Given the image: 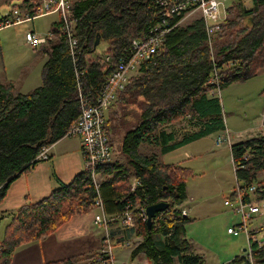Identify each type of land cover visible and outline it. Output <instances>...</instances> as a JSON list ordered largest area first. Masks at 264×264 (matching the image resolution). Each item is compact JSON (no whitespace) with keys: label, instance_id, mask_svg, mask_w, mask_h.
<instances>
[{"label":"trees","instance_id":"trees-1","mask_svg":"<svg viewBox=\"0 0 264 264\" xmlns=\"http://www.w3.org/2000/svg\"><path fill=\"white\" fill-rule=\"evenodd\" d=\"M27 3L33 13L39 0H22L14 7ZM69 7L72 36L61 31L59 17L50 25L51 35L38 47L46 56L41 85L21 93L11 81L0 82V202L10 183L40 160L36 156L41 147L62 138L76 121L78 88L95 101L116 65L131 56V40H143L160 22L157 15L162 9L158 0H69ZM181 15L169 19L171 29L155 53L136 71L128 72L125 87L107 111L105 133L112 161L96 168L102 177L98 189L83 169L69 183L59 182L47 197L22 205L4 227L0 264H10L17 247L53 233L73 215L92 210L97 196L110 215L127 205L168 202L155 214L150 228L134 215L133 232L119 229L118 242L133 234L141 238L130 251L131 258L142 255L150 264L203 263L186 235L185 224L191 219L178 207L186 198V179L193 173L179 164L163 163L159 155L226 130L220 89L264 69V0H248V4L228 0L225 18L209 36L201 17L181 26L177 24ZM97 35V46L106 44L101 52L97 46L93 49ZM72 39L77 43L75 54ZM88 55H93L91 62ZM114 106L119 107L115 110ZM127 109L131 118L123 122L118 115ZM178 120H187L197 129L190 134L182 130L178 139L176 132L168 130ZM145 145L158 147L159 154H146ZM229 148L234 176L247 191L256 182V174L264 170V134ZM133 181L136 186L131 190ZM242 200L250 199L245 194ZM110 239L117 241L113 235ZM251 248L254 262L264 264V242ZM76 258L45 264H75Z\"/></svg>","mask_w":264,"mask_h":264},{"label":"rangeland","instance_id":"rangeland-1","mask_svg":"<svg viewBox=\"0 0 264 264\" xmlns=\"http://www.w3.org/2000/svg\"><path fill=\"white\" fill-rule=\"evenodd\" d=\"M244 1L248 4V0ZM21 2L22 0H0V16L11 11L15 4ZM23 7L20 6L18 9L23 11ZM20 17L24 18V16ZM199 17L198 11L189 13L181 19L179 25L186 26ZM55 19H58V15L50 13L31 21L0 28V82L11 81L15 85L16 92L21 93H28L41 85L42 67L46 56L40 53L38 47L32 49L26 43L24 34L29 29H34L38 34H45ZM105 47L106 44L101 42L96 49L101 52ZM263 89L264 69L247 80L232 82L220 89L218 97L222 107V116L225 120V129L229 130L230 135L225 130L219 131L161 156L163 163L179 164L190 168L193 173L186 179L188 197L184 200L183 205L189 209L188 217L191 221L185 224V230L187 237L192 242L193 250L202 256V264H225L238 256L241 250L247 246L245 231L238 227L242 223L241 215L234 208L238 205V194L244 195L245 190H239L243 183L237 181L234 176L229 145L241 139L251 138L261 132L264 134V125L262 124ZM118 107L114 106L113 108L117 110ZM129 108L132 109V107ZM129 116L128 109L124 113L119 112L118 115L123 122L130 119L131 116ZM189 124L190 122L187 120H178L169 126L168 130L176 132L178 136L182 130L188 128ZM234 132H241V137H234ZM222 134H227L228 139L222 141V138L218 136ZM72 138L77 140L76 137ZM158 149L155 146H143V151L146 154L152 152L159 154ZM117 156L116 152L113 158L115 159ZM253 185L259 186L260 190L249 193L248 197L251 204L259 206L260 213L253 216L248 223V229L259 226L264 220V193L261 192L264 191V170L256 174V182ZM232 197L234 200H231ZM225 200H229L231 204L225 205ZM181 209L185 211L184 208ZM92 210L97 212L95 209ZM5 224L6 221L0 223V240L3 237ZM118 224L121 226L120 223ZM227 228L238 230V233L230 234L227 232ZM96 230H99V234H101L103 228H96ZM121 233L122 231L118 232L115 238L118 235L121 236ZM262 234L263 232L259 234V237ZM130 241L132 245H136L141 241V238L135 237L133 234ZM48 244L50 246L47 249L50 253L61 251L59 246L53 242ZM130 251L117 246L115 256L121 262L132 261L134 264H150L142 255L131 258ZM91 253L77 256L75 264H91L90 261L94 254Z\"/></svg>","mask_w":264,"mask_h":264},{"label":"built area","instance_id":"built-area-1","mask_svg":"<svg viewBox=\"0 0 264 264\" xmlns=\"http://www.w3.org/2000/svg\"><path fill=\"white\" fill-rule=\"evenodd\" d=\"M227 2L228 0H158L159 5L162 7L157 15L160 22L149 30V34L143 40H131L133 49L131 56L126 61H120L116 65L115 69L102 84L95 101L91 102L88 94H85L81 88H78L80 113L76 121L65 132L63 137H78L81 140L83 167L90 174L96 189H98L102 178L96 168L112 161L111 147L105 133L106 114L111 103L115 100L117 93L122 91L125 87L128 79V72L136 71L140 64L149 59L150 56L160 47L165 34L171 29V27H169V19L182 14L181 18L177 21V24H179L185 15L198 11L200 17L205 22L206 32L209 36L219 29L220 22L225 18V7ZM22 10L23 11L14 7L11 11L6 12L3 15L2 22H0V28L10 26L11 24H19L24 21H31L46 14L56 13L58 19L60 17L62 21L61 31H66L69 36H72L70 33L72 29V21L67 17L70 14L69 0H39V4L33 13H31L29 3L25 4ZM20 16H24V18H21ZM50 35V31H47L45 34H38L34 29H29L25 32L24 37L26 43L29 44L32 49H35L45 43L46 37ZM70 46L72 48V54H75L76 51L74 48L77 46L76 40L72 39L70 41ZM92 56L93 55H88L86 56V59L91 62L93 58ZM84 71L85 69L79 71V75H82L83 73L80 72ZM262 118L264 120V113H262ZM225 132L228 134L227 131ZM227 134L222 137L219 136V138H222V141L227 140L229 135ZM48 148L49 145L42 146L36 159H47ZM135 186L136 182L133 181L131 183V190L134 189ZM240 189L241 188L239 187V190ZM259 190V186L250 185L247 188V191L245 190L244 195L258 192ZM244 195L241 193L238 194V205L234 208L241 215V229L245 231L247 246L243 248L244 250H241L238 256L225 264H256L253 259L251 246L255 244L260 247L264 242L263 235L259 237V234L264 231V220L259 226L248 229V223L254 215L260 213V208L256 204H251V200L244 203L242 200ZM224 204L230 205L231 202L225 200ZM93 209L97 210L93 216L94 224L106 227L109 222L115 220L121 224V228L129 230L128 232H133L135 228L134 215H137L142 222H145L147 219L145 205H127L122 212L114 215L106 214L103 209L102 200L99 196L94 198ZM180 212L185 215L183 209H181ZM227 232L230 234H237L238 230L227 228ZM138 243L136 245H138ZM136 245H132L130 239L121 242L115 241L114 239L111 240L108 232L101 239L100 247L91 258L90 263L134 264L132 261L121 262L117 259L115 256V248L121 246L131 250L135 248Z\"/></svg>","mask_w":264,"mask_h":264},{"label":"crops","instance_id":"crops-1","mask_svg":"<svg viewBox=\"0 0 264 264\" xmlns=\"http://www.w3.org/2000/svg\"><path fill=\"white\" fill-rule=\"evenodd\" d=\"M57 20L55 19V21ZM48 31H50V27ZM262 124L264 125V120ZM196 129V126L189 124L185 130L190 134L189 132H194ZM227 132L230 135L229 130ZM233 134L234 137H241V132H234ZM76 138L77 140L72 137H62L54 143L47 144L49 145V158L39 160L32 168L19 175V177L10 183L4 198L0 202V223L6 221L7 224L11 214L16 212L22 205L35 203L47 197L58 186L59 182L69 183L77 173L84 169L81 140L78 137ZM177 138L180 139V135ZM242 140L245 139L239 141ZM194 141L189 143L192 144ZM185 146L186 144L179 148ZM185 155L189 157L187 153ZM161 156L163 155H159L160 160ZM185 192L187 198L186 186ZM190 199L193 200V198ZM183 203L184 201L180 204V208H184L185 215L189 216V209H186ZM94 214L95 212L90 210L86 213L73 215L69 221L53 233L17 247L11 254L10 264H45L60 259L74 258L81 254L85 255V253H96L100 247L101 239L106 233L109 232L115 238L114 235L119 232V229H122L119 227V222L110 223L105 228L94 224ZM96 228H103L101 234H99V230H96ZM116 240L118 241V239ZM51 242L59 246L61 251L54 254L50 253L47 248L50 246L48 243Z\"/></svg>","mask_w":264,"mask_h":264},{"label":"water","instance_id":"water-1","mask_svg":"<svg viewBox=\"0 0 264 264\" xmlns=\"http://www.w3.org/2000/svg\"><path fill=\"white\" fill-rule=\"evenodd\" d=\"M98 42H99V36L97 35L93 43V49H95ZM167 206H168L167 201H158V202L151 203L145 206V212L147 214L146 224L148 228H150L152 219L154 218L155 214L159 211L164 210Z\"/></svg>","mask_w":264,"mask_h":264}]
</instances>
